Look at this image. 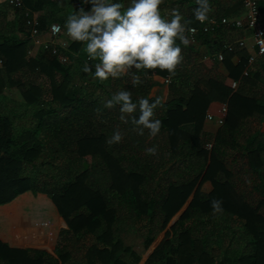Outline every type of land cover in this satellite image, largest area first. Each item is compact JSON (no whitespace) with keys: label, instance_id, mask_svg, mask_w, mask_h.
I'll list each match as a JSON object with an SVG mask.
<instances>
[{"label":"trees","instance_id":"1","mask_svg":"<svg viewBox=\"0 0 264 264\" xmlns=\"http://www.w3.org/2000/svg\"><path fill=\"white\" fill-rule=\"evenodd\" d=\"M22 1L41 12L43 32L70 15L61 0ZM117 1L122 11L131 3ZM241 1L209 0L208 19L228 16ZM81 7L92 5L82 2L74 13ZM197 7V0L160 5L165 20L179 11L190 40L176 41L183 59L175 75L133 68L101 82L85 42L71 41L60 60L44 49L30 56L29 38L15 31L0 35V92L4 81L20 91L11 114H0V264H139L143 255L124 242L130 230H144L143 248L156 244L145 264H264V61L251 64L250 51L237 48L206 68L195 57L198 46L209 48L203 57L215 54L245 30L206 28L194 17ZM15 10L16 26L28 32L24 9ZM86 63L92 71H83ZM132 74L142 80L136 87ZM155 75L170 82L154 110L160 132L151 137L133 131L131 118L123 123L119 105H103L119 91L137 105L151 103ZM208 113L224 116V124ZM117 128L123 139L109 147ZM151 147L155 155L146 153ZM214 199L222 201L217 214ZM30 244L55 245L58 258Z\"/></svg>","mask_w":264,"mask_h":264},{"label":"clouds","instance_id":"2","mask_svg":"<svg viewBox=\"0 0 264 264\" xmlns=\"http://www.w3.org/2000/svg\"><path fill=\"white\" fill-rule=\"evenodd\" d=\"M91 4L89 11L81 7L76 13L68 15L65 27L73 42H85L89 60L95 63V78L103 82L129 74L133 68L139 70L167 71L175 75L177 66L182 62L181 48L176 46L177 39L187 46L190 43L185 35V25L181 23L178 10H173L171 20H165L160 13L163 0H131L124 9L121 3L109 0H83ZM194 17L201 23L208 19L211 11L209 0H197ZM188 31L194 34V29ZM83 71L90 72L92 67L85 64ZM136 87L142 80L132 74L130 79ZM163 97H156L151 103L140 98L138 105L132 102L129 91H119L104 103V108L112 109L119 105L120 120L134 125L133 131L139 135L147 129L151 137H156L161 129V121L154 119V110L162 107ZM139 108V116L133 113ZM123 139L117 128L106 140L109 147L119 144ZM146 153L155 155L156 147L147 148ZM213 214L222 211V201L212 200Z\"/></svg>","mask_w":264,"mask_h":264},{"label":"built area","instance_id":"3","mask_svg":"<svg viewBox=\"0 0 264 264\" xmlns=\"http://www.w3.org/2000/svg\"><path fill=\"white\" fill-rule=\"evenodd\" d=\"M14 9H24V19L25 25L28 29V34L33 41V44L39 48L50 51L54 54L58 53L61 50V44H59L60 36V26L57 22H52L49 25L47 31L43 32L41 30V24L39 15L36 11H31L29 8H24V3L22 0H7ZM244 3V13L240 17H228L223 16L220 20H217L215 17L207 19L205 27L214 28L219 24H230L237 28H243L249 36L252 38V49L253 51L249 52V63H254L257 59L264 61V20L263 14L261 11V6L259 0H243ZM196 32V27H191ZM67 32V31H66ZM194 32V33H195ZM193 35L192 32H190ZM68 37V35H66ZM247 37L241 36L232 41H229L225 44L224 48L219 50L215 54H208L205 56L206 59H211L214 61H223L225 58L226 52H233L237 48H246L250 49L248 46ZM3 61L0 59V63ZM245 75H248V71L244 72ZM165 82L169 83L170 79L165 78ZM233 86H238V81L233 82ZM223 111H226V107L223 108ZM207 118L210 121H214L218 125H222L225 122L224 116H218L216 114L208 113ZM211 147V144H209Z\"/></svg>","mask_w":264,"mask_h":264},{"label":"rangeland","instance_id":"4","mask_svg":"<svg viewBox=\"0 0 264 264\" xmlns=\"http://www.w3.org/2000/svg\"><path fill=\"white\" fill-rule=\"evenodd\" d=\"M59 2L64 7V10L66 12H68V14H73L74 10L78 7L79 4H81L83 2V0H61ZM111 2L112 3H119V1H117V0H111ZM7 3H8V1H7ZM238 5H239L240 9L242 10L244 7L243 0ZM7 7L12 9L13 6L8 3ZM36 13L38 15L41 14L40 11H36ZM56 22L60 26V36L58 39L59 40L58 43L61 44V49L67 48V47L69 48V45H70L72 40L66 36L67 30L65 27V22L64 23L58 22V21H56ZM41 49H43V48H41ZM32 52H34V51H32ZM53 55L59 57L61 60L64 58V51L60 50L56 54L53 53ZM43 77H39L38 81L43 82L47 87H49L48 84L46 83L47 81H45L46 78H43ZM3 83L5 85L4 84L2 85L1 92H0V114H5V113L11 114V111H10L11 109H9V106H11V104L14 103V102H12L11 98L18 97V92H20L19 87L17 85L10 86L7 84L6 81H4ZM107 88L109 89V87H107ZM14 105H13V108H14ZM17 110L22 111V109H17ZM22 121H27V119L24 118ZM202 188L206 191L211 190L212 189L211 182L206 181L203 184ZM140 229H141V226H140ZM143 231L144 230H139V231L130 230V231H127L126 233L123 234L125 244L127 243V244L132 245V247L136 251L140 252L143 255L139 264H145V262L148 260L149 255L153 252V249L156 246V244H154L153 246L149 247L148 249L143 248L144 247L143 243H142L143 238L141 237V234H140V232H143ZM227 241H229V239H226L225 243H227ZM213 247H220V242H218L217 244H213ZM49 248H50V250H53V247H49Z\"/></svg>","mask_w":264,"mask_h":264},{"label":"crops","instance_id":"5","mask_svg":"<svg viewBox=\"0 0 264 264\" xmlns=\"http://www.w3.org/2000/svg\"><path fill=\"white\" fill-rule=\"evenodd\" d=\"M231 2H232V0H231ZM7 5H8L7 0H0V35L5 33V32L15 31V33L18 37L23 38V39L29 38V46L31 48L30 56H35L41 50V48H39L33 44V41L31 40V38H30V36L26 30H21L18 26H16V21H17L19 13L14 8H12V9L8 8ZM260 6L264 9V0L261 1ZM243 13H244V7L242 10L239 7V8H237V10H233V11L229 12L228 16L233 17V18L234 17H240V15L242 16ZM263 17H264V13H263ZM243 36L247 37V42L249 44L248 46L250 47L249 51L252 52L253 49L251 46H252L253 41H252V38L249 36V32L247 33L245 31ZM196 49L198 50V52H196L195 57L198 60L202 61L206 68L210 67L209 64H211V62H209V61L211 59H206L205 56L203 57V55H205V53H207L209 51V48L206 47L205 45H201V46H198ZM32 51H34V52H32ZM211 61H214V60H211ZM168 94H169V85H168V83L165 82V78L162 76H159V75L158 76L155 75L153 77V87L151 89V95L163 97L164 101H165L168 98ZM207 191H209V190H207ZM49 247H53V250H50ZM28 248L37 249V250H44V251L48 252L53 258H58L57 254L55 252V245L30 244V245H28Z\"/></svg>","mask_w":264,"mask_h":264},{"label":"water","instance_id":"6","mask_svg":"<svg viewBox=\"0 0 264 264\" xmlns=\"http://www.w3.org/2000/svg\"><path fill=\"white\" fill-rule=\"evenodd\" d=\"M84 165H85V167H87V166H88V163H87V162H85V163H84Z\"/></svg>","mask_w":264,"mask_h":264}]
</instances>
